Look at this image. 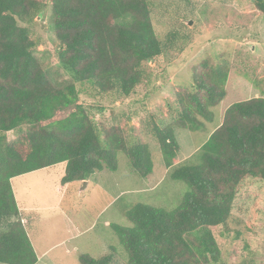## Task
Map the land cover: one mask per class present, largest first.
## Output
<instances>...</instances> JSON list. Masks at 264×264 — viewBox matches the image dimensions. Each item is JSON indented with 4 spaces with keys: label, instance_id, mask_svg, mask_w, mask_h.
I'll return each mask as SVG.
<instances>
[{
    "label": "trees",
    "instance_id": "1",
    "mask_svg": "<svg viewBox=\"0 0 264 264\" xmlns=\"http://www.w3.org/2000/svg\"><path fill=\"white\" fill-rule=\"evenodd\" d=\"M254 4L264 13V0ZM165 5V0H0L1 264L38 261L12 178L66 162L63 184L86 181L105 167L116 170L120 151L143 177L153 172L148 145L127 139L118 125L97 122L92 111L103 107L82 98L79 84L128 98L147 78L146 63L161 57L169 63L172 52L184 51L191 37L185 24L163 39L154 30L153 8ZM49 7L58 62L73 79L68 84H55L35 54L32 29ZM228 77L227 60H203L193 67V85L177 87L171 123L149 113V129L167 168L180 151L175 126L196 131L213 121L212 108L225 98ZM17 129L18 137L9 140ZM200 150L201 164L183 163L171 171L190 186L176 209L138 203L127 213L132 226L114 224L128 253L125 264L223 263L219 238L240 236L238 229L230 236L233 203L246 184L264 181V96L232 103ZM114 249L97 258L82 254L81 262L115 264Z\"/></svg>",
    "mask_w": 264,
    "mask_h": 264
},
{
    "label": "rangeland",
    "instance_id": "2",
    "mask_svg": "<svg viewBox=\"0 0 264 264\" xmlns=\"http://www.w3.org/2000/svg\"><path fill=\"white\" fill-rule=\"evenodd\" d=\"M165 2V6L153 8L154 30L163 39L170 30L185 24L191 37L184 51L172 52L169 63L165 57L156 64L146 63L147 78L128 98L100 94L87 82L79 84L82 98L103 107L102 111L97 108L92 111L97 122L118 125L127 139H140L148 145L153 172L143 177L132 169L129 157L120 151L117 169L105 167L97 171L86 180V186L80 180L62 183L66 162L18 176L12 184L22 216L29 220L26 229L39 256L36 264H82V254L97 258L113 248L115 264H125L128 253L114 224L132 226L127 213L138 203L176 209L190 186L184 180L174 179L172 169L183 163L201 164L202 144L222 123L232 103L264 96V13L254 0ZM53 19L49 7L38 16L32 38L36 41L35 54L52 81L63 85L73 79L58 62ZM206 59L214 64L227 60V94L212 108L214 120L205 121V128L191 131L175 126L180 151L173 168H167L159 143L149 129V113L155 114L158 121L171 123L175 117L177 87H191L193 67ZM19 133L20 129L10 131L9 140ZM232 215L235 220L231 221L230 236H235L237 229L240 236L232 241L219 238L224 251L221 264H264V181H251L240 190ZM220 231L221 227L215 229L216 234Z\"/></svg>",
    "mask_w": 264,
    "mask_h": 264
},
{
    "label": "crops",
    "instance_id": "3",
    "mask_svg": "<svg viewBox=\"0 0 264 264\" xmlns=\"http://www.w3.org/2000/svg\"><path fill=\"white\" fill-rule=\"evenodd\" d=\"M21 176V175H20ZM18 178V176H16V177H14V178H12L11 179V182H13L15 179H17ZM12 186H13V184H12ZM13 190H14V186H13ZM14 193H15V190H14ZM16 195V194H15ZM16 197V196H15ZM16 200H17V197H16ZM17 202H18V200H17ZM18 206H19V204H18ZM24 221L25 222H27L28 220L26 219V218H24ZM28 223V222H27ZM26 223V224H27ZM35 249V248H34ZM37 254V253H36ZM37 257H38V259H39V256H38V254H37ZM38 262V261H37Z\"/></svg>",
    "mask_w": 264,
    "mask_h": 264
},
{
    "label": "water",
    "instance_id": "4",
    "mask_svg": "<svg viewBox=\"0 0 264 264\" xmlns=\"http://www.w3.org/2000/svg\"><path fill=\"white\" fill-rule=\"evenodd\" d=\"M189 24H192V21L191 20H189V21H187ZM86 181H84V186H86Z\"/></svg>",
    "mask_w": 264,
    "mask_h": 264
}]
</instances>
